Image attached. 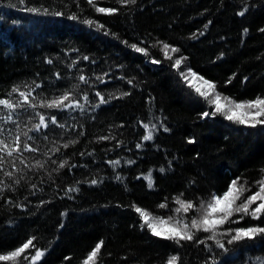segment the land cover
I'll return each mask as SVG.
<instances>
[{
  "label": "trees",
  "instance_id": "1",
  "mask_svg": "<svg viewBox=\"0 0 264 264\" xmlns=\"http://www.w3.org/2000/svg\"><path fill=\"white\" fill-rule=\"evenodd\" d=\"M29 7L64 15L29 13ZM100 7L117 11L98 13ZM72 13L104 28L67 19ZM262 28L264 0H94V6L87 0H0V99L16 105H0V254L35 237L25 255L45 251L37 264H83L100 241L96 264H167L172 255L178 264H264V237L229 245L234 233L224 234L264 227V217L241 220L237 214L232 219L238 223L219 228L225 252L202 231L196 233L202 244L155 237L133 208L190 224L197 211L177 213L176 197L199 208L237 177L249 189L240 202L258 190L264 126L202 117L214 105L179 72L190 67L237 102L264 98ZM163 44L179 52L169 49L172 59H166ZM181 56L186 59L177 70L172 65ZM20 92L28 94L27 103ZM65 92L66 105L82 107L41 106ZM148 131L152 139L144 140Z\"/></svg>",
  "mask_w": 264,
  "mask_h": 264
},
{
  "label": "snow or ice",
  "instance_id": "2",
  "mask_svg": "<svg viewBox=\"0 0 264 264\" xmlns=\"http://www.w3.org/2000/svg\"><path fill=\"white\" fill-rule=\"evenodd\" d=\"M89 5L94 6V0H87ZM18 3L24 4L25 0H18ZM118 3L126 4V3H135V0H118ZM14 6V5H10ZM79 6V5H77ZM29 13H39L44 15H52L56 17H60L64 15L61 11H50L48 8H36L29 7L26 9ZM98 13H106L113 14L117 10L114 8H96ZM241 12L239 15H243ZM67 19L72 21H79L85 25H88L90 28L95 25L96 31H100L104 28L103 24L92 20V19H83L79 20V17L76 13H72L67 16ZM207 27V26H205ZM247 33V29L244 30ZM261 32H264V28L260 29ZM108 35V32L104 33ZM131 47L140 53H144L147 55V52L144 48L137 47L136 45H131ZM172 52H179L178 48H173L168 44H163V51L166 59H172L171 56L168 55V50ZM83 59L87 60L88 57L85 56ZM186 58L181 56L178 59H175L172 67L179 70L182 62ZM51 62V61H49ZM153 63H159V61L153 60ZM180 77L184 82L203 99H205L210 105H214L213 111H205L202 113V117L215 116L217 114L222 115L225 120L232 121L234 123L244 125L249 128H257L258 126H264V98L256 97L255 99L247 100V101H235L234 99L226 96H222L221 93L216 91V84L210 80L205 79L203 76H200L198 73L193 71L190 67L186 69V71L179 72ZM79 80L82 82H86V78L81 75ZM231 78L229 79V82ZM103 82V81H101ZM131 83V81H129ZM39 87V85H37ZM18 89L13 87L12 92H17ZM19 95L22 98H25V103H27V95L24 92H20ZM69 92H65L63 95L56 97L52 101H46L41 104L42 107L48 108H57L62 109L64 107H82L81 105H66L65 102L69 100ZM99 96L100 93H97ZM129 93H121V96H127ZM210 95L214 98L210 99ZM87 100V96L84 97ZM223 101V102H222ZM100 103H107V101L101 97ZM0 105L4 106L8 109H14L16 105L12 104L7 99H0ZM11 119V116H9ZM52 123L55 124L56 117L53 116L51 118ZM40 125H45L44 116H40ZM40 125H35L34 127L39 128ZM63 127V125H61ZM148 125L145 124L144 128L147 130ZM155 128V125L152 126ZM165 131H168L165 128ZM27 135V134H25ZM109 137H101L100 139H108ZM144 140L152 139L151 131H148L146 135L143 136ZM19 140V137L16 138ZM193 139H189L188 143H194ZM141 145L137 144L139 148ZM4 141L0 140V150H3ZM64 147H68L67 144ZM24 148L27 150L28 145L24 144ZM35 151V149H32ZM12 150L8 151V155H11ZM23 162V161H22ZM0 163H2V159H0ZM65 163H61L60 167H64ZM112 164H118L119 161H110ZM264 172V169H261ZM5 175L11 176V173H5ZM93 184L97 183L96 180L92 181ZM258 190L252 195L247 196L245 200L241 201V197L245 192L249 191L246 187V184L240 183V178L232 180L228 185L227 190L222 194H213L211 199L207 202L201 201L199 208L193 204L192 201H185L180 197H176V203L179 205L175 209L177 213L183 212L188 213L190 210L197 211L198 215L194 216L191 219L190 224L185 222L183 219H175L174 217H168L167 219L163 217H154L151 213L142 209L139 206L133 205V208L136 213L139 214V217L142 221L141 227L146 226L151 234L155 237H160L164 240L173 241L176 244H180L182 241H195L197 243H204V240H199L196 236L198 232L209 233L206 237L207 240H213L217 248L222 249L227 252L228 249L225 248V245L221 243L219 239H217V230L229 223H238L239 221L233 220L232 217L237 214H242L240 219L242 220L244 216H251L253 220H260L264 217V178L257 181ZM75 190V189H73ZM182 195V194H181ZM259 201V203H257ZM255 204V207L252 205ZM159 207L164 208L167 207L166 204H161ZM193 229L195 231H193ZM234 233L231 235V238L227 241L229 245L234 242H240L244 240H255L257 237H264V227L260 226H249V227H237L235 229L229 228L226 230L224 234ZM35 237H30L26 242L22 245L16 247L14 250L7 252L6 254H0V261H13L17 262L20 258H23L25 261H30V264H37L38 261L45 255V251L36 249L35 254L29 257L25 255L26 250L30 248H34L35 245L33 241ZM103 245V241L97 242L95 246L88 253L86 259L83 261V264H96L98 260L99 253L101 251ZM179 257L177 255H172L169 257L167 264H178ZM215 264V262H214Z\"/></svg>",
  "mask_w": 264,
  "mask_h": 264
},
{
  "label": "rangeland",
  "instance_id": "3",
  "mask_svg": "<svg viewBox=\"0 0 264 264\" xmlns=\"http://www.w3.org/2000/svg\"><path fill=\"white\" fill-rule=\"evenodd\" d=\"M214 98L212 95H210V99ZM223 102V101H222ZM255 193V192H254ZM257 203H259V201H257ZM253 206H256L255 204Z\"/></svg>",
  "mask_w": 264,
  "mask_h": 264
},
{
  "label": "bare ground",
  "instance_id": "4",
  "mask_svg": "<svg viewBox=\"0 0 264 264\" xmlns=\"http://www.w3.org/2000/svg\"><path fill=\"white\" fill-rule=\"evenodd\" d=\"M34 254H35V252H34ZM34 254H33V255H34ZM41 259H42V258H41ZM38 262H39V261H38ZM38 262H37V263H38Z\"/></svg>",
  "mask_w": 264,
  "mask_h": 264
}]
</instances>
